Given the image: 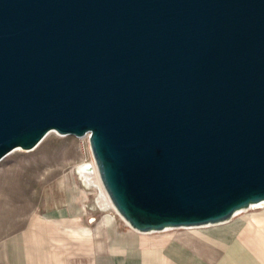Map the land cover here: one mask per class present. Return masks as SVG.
I'll list each match as a JSON object with an SVG mask.
<instances>
[{
    "label": "water",
    "instance_id": "95a60500",
    "mask_svg": "<svg viewBox=\"0 0 264 264\" xmlns=\"http://www.w3.org/2000/svg\"><path fill=\"white\" fill-rule=\"evenodd\" d=\"M52 131L137 232L264 202V0H0V162Z\"/></svg>",
    "mask_w": 264,
    "mask_h": 264
},
{
    "label": "bare ground",
    "instance_id": "6f19581e",
    "mask_svg": "<svg viewBox=\"0 0 264 264\" xmlns=\"http://www.w3.org/2000/svg\"><path fill=\"white\" fill-rule=\"evenodd\" d=\"M51 134L57 133L49 132L44 139ZM88 152L90 162L77 166V172L83 175L86 182L95 178L100 189L98 204L103 209L111 208L122 219L102 186L89 148ZM261 207H264V202L236 212L230 221L180 228L186 232L160 237L147 236L155 233H141L133 229L134 233L146 236L117 237L109 215H104L94 228L81 226L79 219L37 216L29 232L7 243L10 264H245V249L255 257V261L264 263V214L216 227L231 222L241 213ZM208 227L214 228L189 230ZM170 231L172 229L160 233Z\"/></svg>",
    "mask_w": 264,
    "mask_h": 264
},
{
    "label": "rangeland",
    "instance_id": "374dc122",
    "mask_svg": "<svg viewBox=\"0 0 264 264\" xmlns=\"http://www.w3.org/2000/svg\"><path fill=\"white\" fill-rule=\"evenodd\" d=\"M83 138L51 134L35 149L16 151L0 162V264H10L7 243L29 232L37 216L79 219L82 225L94 228L104 215H109L115 236H146L134 233L111 208H101L98 182L95 178L86 182L77 172V166L90 162L88 139ZM72 198L74 204H71ZM52 209L59 211L50 212ZM263 214L264 207L257 208L216 227ZM211 228L214 227L189 230ZM185 232L172 229L147 236H174Z\"/></svg>",
    "mask_w": 264,
    "mask_h": 264
},
{
    "label": "crops",
    "instance_id": "0c3cea01",
    "mask_svg": "<svg viewBox=\"0 0 264 264\" xmlns=\"http://www.w3.org/2000/svg\"><path fill=\"white\" fill-rule=\"evenodd\" d=\"M61 182H62V180H61ZM62 184H63V182H62ZM71 204H74L73 198L71 200ZM54 211H59V210L58 209H52L50 212H54ZM79 224L83 227L91 228V227L82 225L80 222H79ZM245 264H264V263L263 262L260 263V262L255 261V257L250 252H248V250L245 249Z\"/></svg>",
    "mask_w": 264,
    "mask_h": 264
}]
</instances>
